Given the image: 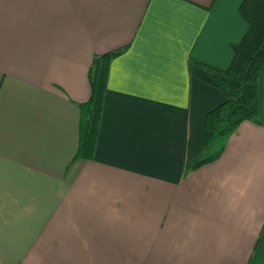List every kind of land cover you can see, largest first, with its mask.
Wrapping results in <instances>:
<instances>
[{
    "label": "crops",
    "instance_id": "0c3cea01",
    "mask_svg": "<svg viewBox=\"0 0 264 264\" xmlns=\"http://www.w3.org/2000/svg\"><path fill=\"white\" fill-rule=\"evenodd\" d=\"M241 0H0V264H264L257 122L203 159V118L245 33ZM109 64L90 159H75L94 55Z\"/></svg>",
    "mask_w": 264,
    "mask_h": 264
},
{
    "label": "trees",
    "instance_id": "16d2710c",
    "mask_svg": "<svg viewBox=\"0 0 264 264\" xmlns=\"http://www.w3.org/2000/svg\"><path fill=\"white\" fill-rule=\"evenodd\" d=\"M238 14L245 23V33L230 46L231 61L225 70H218L190 61L193 76L201 83L217 89L223 101L203 118L202 148L213 151L192 168L215 160L222 146L237 126L245 121L257 122V79L264 63V0H241ZM120 47L94 55L86 71L89 95L77 103L79 110L78 146L75 159H90L99 127L107 73L111 61L126 51Z\"/></svg>",
    "mask_w": 264,
    "mask_h": 264
},
{
    "label": "rangeland",
    "instance_id": "374dc122",
    "mask_svg": "<svg viewBox=\"0 0 264 264\" xmlns=\"http://www.w3.org/2000/svg\"><path fill=\"white\" fill-rule=\"evenodd\" d=\"M210 154H211V153H209V154H206V155H205V157H207V156H208V155H210Z\"/></svg>",
    "mask_w": 264,
    "mask_h": 264
}]
</instances>
